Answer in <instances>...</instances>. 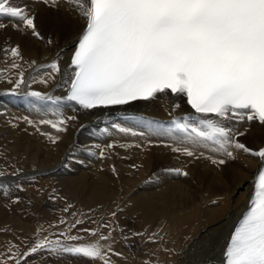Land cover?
Masks as SVG:
<instances>
[{
	"label": "bare ground",
	"instance_id": "1",
	"mask_svg": "<svg viewBox=\"0 0 264 264\" xmlns=\"http://www.w3.org/2000/svg\"><path fill=\"white\" fill-rule=\"evenodd\" d=\"M14 3H28L42 39L2 18L6 27L0 29V171L6 175L0 177V201L3 198L7 204L0 206L4 215L0 219V254L10 255V248L13 253H26L42 240L68 245L94 243L102 233L110 237L100 243L105 252L111 248V264H226L231 235L253 195L259 160L234 151L235 160L217 166L210 159L172 151L179 146L178 139L146 130L147 121L167 125L187 115L190 106L186 98L175 101L178 108L173 97L165 93L151 101L85 111L27 96L31 91L61 97L66 94L62 77L73 55V41L85 24L63 0L59 7L34 4L32 0ZM16 46L22 56L16 61L19 69L11 67L9 49ZM57 59L61 72L49 79L43 66ZM20 71L28 87L10 94ZM41 78L48 79L47 85L39 82ZM25 117L36 126L28 124ZM61 118L67 119V131L57 132L39 123ZM116 125L138 134L122 133ZM236 127L246 132L238 138L241 143L253 150L264 147V126L252 122ZM46 134L57 137V141L53 143ZM199 151L222 158L207 149ZM88 159L101 163L89 165L85 163ZM70 161L74 172L80 169L78 172L67 168ZM169 169H181L188 176H177ZM23 195L35 201L34 217ZM42 209L47 211L41 213ZM84 229L94 230L96 235ZM62 233L81 239L70 241ZM26 264L92 262L38 251L27 256ZM95 264L103 262L97 260Z\"/></svg>",
	"mask_w": 264,
	"mask_h": 264
},
{
	"label": "snow or ice",
	"instance_id": "2",
	"mask_svg": "<svg viewBox=\"0 0 264 264\" xmlns=\"http://www.w3.org/2000/svg\"><path fill=\"white\" fill-rule=\"evenodd\" d=\"M63 2L74 9L85 24L73 41V55L62 77L67 92L63 97L38 91L26 95L57 107L75 105L85 111L151 101L157 94L165 93L173 97L174 107L178 108L180 105L175 101L186 98L190 106L187 115L174 118L167 125L147 121L146 130L153 135L178 139L179 146L172 151L195 159L204 157L217 166L235 160L234 151L259 160L260 167L253 180L254 194L231 235L225 257L226 264H264V147L253 150L241 143L238 138L246 132L236 127L252 122L264 126V0ZM32 3L59 7L61 0H32ZM2 18H9L18 30L22 26L42 39L28 3L0 0V29L6 27ZM9 51L13 58L11 67L19 69L21 65L16 62L22 59L19 46ZM43 67L49 79H55V74L61 72L59 59ZM39 82L47 85L48 79L41 78ZM8 83L13 81L8 80ZM22 86L28 87V81L20 71L10 94H15ZM24 119L36 126L27 117ZM39 123L48 124L57 132L67 131L65 118ZM116 127L122 133L138 134L131 128ZM48 138L53 143L58 139L51 135ZM200 149L222 158L205 156ZM100 156L103 157L104 152ZM167 171L188 176L181 169ZM5 175L0 171V177ZM17 188L21 186L17 184ZM84 231L96 235L94 230ZM61 235L70 241L81 239L67 233ZM109 238L101 233L96 242L79 245L42 240L26 253H13L10 248L4 264L7 260L26 264L27 256L38 251L57 256L68 254L92 264L97 260L111 264L108 256L111 248L105 252L100 243Z\"/></svg>",
	"mask_w": 264,
	"mask_h": 264
},
{
	"label": "rangeland",
	"instance_id": "3",
	"mask_svg": "<svg viewBox=\"0 0 264 264\" xmlns=\"http://www.w3.org/2000/svg\"><path fill=\"white\" fill-rule=\"evenodd\" d=\"M73 158V157H72ZM75 158V157H74ZM126 157L124 156L123 157V159H125ZM71 161H74L75 162V160H71ZM70 161V163H67V168L69 169V170H72V172H74V170H76L75 169V166L73 165L72 166V164L71 163H73V162H71ZM86 162L85 163H87V164H89V165H94V166H97V165H99L101 162L100 161H95V160H91V159H88V160H85ZM93 162H95V164L93 163ZM82 163H83V161H82ZM96 163H97V165H96ZM74 167V168H73ZM89 169H90V167H88ZM88 168H86L85 170L87 171V170H89ZM80 170V169H79ZM79 170H77L76 172H78ZM76 172H74V173H76ZM33 190L34 189H31V191H32V193H33ZM31 191L29 192V194H31ZM25 198H27V199H25ZM22 199H24V201H27V202H29V204L31 205V207L33 208V213L31 214L29 211L28 212H26L28 215H29V213L31 214V216H33V214H36V212H34V208H35V206H36V203H34L35 201L33 200V199H30L29 200V198L25 195H23L22 196ZM31 200H32V202H31ZM2 203V204H1ZM4 203V204H3ZM7 204V202H5L4 201V199L2 198L1 199V201H0V206L1 207H4L5 208V205ZM21 205H20V203L18 204V209L19 210H21ZM53 208V207H52ZM52 208H50V209H52ZM45 211H47L46 209L45 210H43L42 209V212L41 213H44ZM53 211H56V209H53ZM3 217H4V215H2V214H0V219L2 220L3 219ZM34 217V216H33ZM33 219V218H32ZM34 220V219H33ZM39 220V219H38ZM37 220V221H38ZM36 220H34V221H32V222H35ZM39 222V224H40V221H38ZM1 223V222H0ZM31 248V247H30ZM28 252V251H27ZM6 254H8V253H3V255L2 254H0V264H4V262H5V260H6V258L9 256V254L8 255H6ZM3 262V263H2ZM7 264H11V260H7Z\"/></svg>",
	"mask_w": 264,
	"mask_h": 264
}]
</instances>
